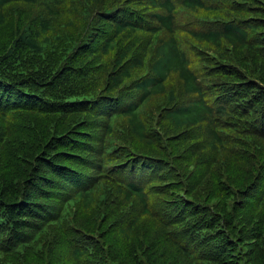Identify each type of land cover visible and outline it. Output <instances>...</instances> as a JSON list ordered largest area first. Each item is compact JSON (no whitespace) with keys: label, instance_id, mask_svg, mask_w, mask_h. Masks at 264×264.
I'll return each instance as SVG.
<instances>
[{"label":"trees","instance_id":"obj_1","mask_svg":"<svg viewBox=\"0 0 264 264\" xmlns=\"http://www.w3.org/2000/svg\"><path fill=\"white\" fill-rule=\"evenodd\" d=\"M0 264H264V0H0Z\"/></svg>","mask_w":264,"mask_h":264}]
</instances>
